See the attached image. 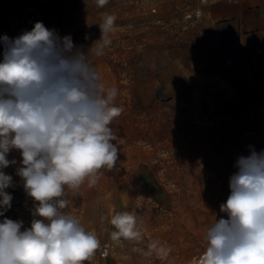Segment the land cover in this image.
I'll return each instance as SVG.
<instances>
[{"label": "rangeland", "instance_id": "rangeland-1", "mask_svg": "<svg viewBox=\"0 0 264 264\" xmlns=\"http://www.w3.org/2000/svg\"><path fill=\"white\" fill-rule=\"evenodd\" d=\"M195 2L109 0L101 8L96 0H0V37L39 21L85 53L100 38L104 14L117 18L104 55L89 50L88 62L118 89L123 112L110 124L118 160L94 187L85 180L63 197L62 211L100 241L85 264L191 262L206 248L208 228L225 217L220 205L237 159L264 151V46L216 40L200 17H183ZM7 158L17 163L3 169L13 178L6 189L13 199L0 222L28 228L34 202L16 174L22 157L13 149ZM125 211L135 214L140 236L113 240L111 217Z\"/></svg>", "mask_w": 264, "mask_h": 264}, {"label": "clouds", "instance_id": "clouds-1", "mask_svg": "<svg viewBox=\"0 0 264 264\" xmlns=\"http://www.w3.org/2000/svg\"><path fill=\"white\" fill-rule=\"evenodd\" d=\"M108 2L96 0L101 8ZM116 19L104 14L100 38L88 49L95 56L111 44ZM0 45V209L13 199L6 191L13 178L3 171L17 163L7 158L13 149L22 157L16 174L34 202L30 227L0 222V264H85L100 241L62 211L69 204L63 197L66 187L75 193L85 180L94 187L102 169L115 168L119 137L110 124L123 112L115 103L118 89L102 82L88 51L43 22L14 38L3 35ZM235 167L220 205L226 218L208 228L193 264H264V151L240 156ZM110 223L113 240L140 236L134 213L116 212Z\"/></svg>", "mask_w": 264, "mask_h": 264}, {"label": "crops", "instance_id": "crops-1", "mask_svg": "<svg viewBox=\"0 0 264 264\" xmlns=\"http://www.w3.org/2000/svg\"><path fill=\"white\" fill-rule=\"evenodd\" d=\"M164 1L175 6L181 0ZM200 18L218 41L264 46V0H220L207 6Z\"/></svg>", "mask_w": 264, "mask_h": 264}, {"label": "built area", "instance_id": "built-area-1", "mask_svg": "<svg viewBox=\"0 0 264 264\" xmlns=\"http://www.w3.org/2000/svg\"><path fill=\"white\" fill-rule=\"evenodd\" d=\"M217 1H220V0H196L195 4L191 5L190 7H188L184 11L183 17L185 19H197V18L201 17L204 14L205 8L207 6L213 4V3L217 2ZM228 1H237V0H228ZM107 250H108V247L106 245L101 246V251L104 254L107 253ZM204 250L205 249H203L202 251H200L196 255V257L200 256L203 253ZM194 259L191 262L187 263V264H193Z\"/></svg>", "mask_w": 264, "mask_h": 264}]
</instances>
